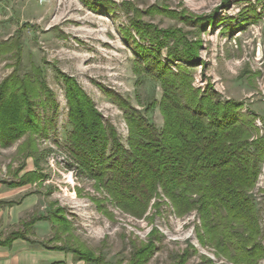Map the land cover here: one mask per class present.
<instances>
[{
  "label": "rangeland",
  "instance_id": "374dc122",
  "mask_svg": "<svg viewBox=\"0 0 264 264\" xmlns=\"http://www.w3.org/2000/svg\"><path fill=\"white\" fill-rule=\"evenodd\" d=\"M136 26L161 35L171 30L188 40L178 44L172 36L162 43L159 60L175 72L185 68L199 96L216 92V98L233 100L243 112L259 115L256 125L264 128V0H0V83L11 74H35L37 67L57 104L56 128L37 139L34 156L19 152L27 136L0 148V198L21 201L8 207L0 236L21 230L40 240L31 219L61 208L70 230L56 228L60 239L54 231L40 242L92 252L91 261L75 264H234L200 241L205 231L197 212L177 216L166 198L152 199L141 215L123 211L81 175L66 148L72 129L68 82L77 84L125 144L129 126L117 97L128 112L137 110L163 127L164 89L146 70L153 71V58L136 53L138 45L159 47L142 39ZM174 48L193 51L195 59L173 60ZM51 105L44 111L40 104L38 112L50 118ZM30 171L43 174L42 182L16 189L4 183ZM252 197L264 247V164ZM259 262L264 264V255Z\"/></svg>",
  "mask_w": 264,
  "mask_h": 264
},
{
  "label": "trees",
  "instance_id": "16d2710c",
  "mask_svg": "<svg viewBox=\"0 0 264 264\" xmlns=\"http://www.w3.org/2000/svg\"><path fill=\"white\" fill-rule=\"evenodd\" d=\"M136 27L142 39L148 38L159 47L138 45L136 53L146 61L153 58L149 63L153 71L144 69L164 89L160 106L163 127L137 110L128 112V105L117 97L115 102L125 111L129 126L125 144L77 84L68 82L72 129L66 148L81 175L95 181L96 188L105 191L119 209L141 215L152 199L166 198L177 216L198 213L205 231L204 236L200 235L203 244H210L234 264H260L263 232L252 197L264 164V128L255 122L260 116L243 112L241 104L233 100L216 98V92L199 96L185 68L180 66L185 73L175 72L159 60L162 43H169L172 36L180 39L178 44L188 41L178 37L177 32L171 35L170 30L161 35L156 30ZM191 46L183 47L192 49ZM169 57L179 61L195 59L193 51L178 48ZM34 69L35 74H11L0 83V148H9L27 136L19 146V152L26 156H34L37 139L48 137L56 128L57 104L41 70ZM50 102L53 115L47 119L38 108L41 104L45 111ZM36 165L40 167L39 160ZM43 177L30 171L19 180L5 183L12 188L22 187L42 182ZM95 200L100 203V199ZM16 203L9 202L11 206ZM40 218L51 221L60 233L70 230L61 208ZM18 238L27 237L13 232L0 244H11ZM85 248L68 250L88 262L92 252ZM138 253L141 255L143 250Z\"/></svg>",
  "mask_w": 264,
  "mask_h": 264
},
{
  "label": "crops",
  "instance_id": "0c3cea01",
  "mask_svg": "<svg viewBox=\"0 0 264 264\" xmlns=\"http://www.w3.org/2000/svg\"><path fill=\"white\" fill-rule=\"evenodd\" d=\"M261 115L264 117V114ZM2 186L3 184H0V189ZM8 187L12 188L10 186ZM22 187H15L14 189ZM9 202L11 201L7 202L0 198V222L4 220L5 213H9L8 207L19 206L21 203V201H16L17 203L11 206ZM41 216L45 215H35L29 224V226L34 225L36 227V234L40 237V240H33L26 236L27 238H18L11 244H0V264H75L76 262H85L84 260L78 259L76 255L67 248L66 250L59 249L58 247L61 245L55 244L53 246H46L40 242L43 241L44 236L50 235L54 231L57 233L55 237L60 239L57 229H55V227L53 228V223L49 220L41 219ZM27 224L26 222L24 225L26 226ZM13 232L21 233L22 231L18 230ZM10 234L11 233L6 237L0 236V240H5ZM52 239L53 238H51V240Z\"/></svg>",
  "mask_w": 264,
  "mask_h": 264
}]
</instances>
